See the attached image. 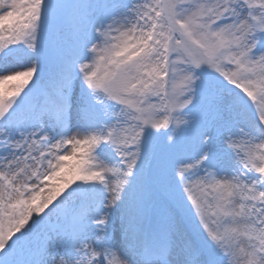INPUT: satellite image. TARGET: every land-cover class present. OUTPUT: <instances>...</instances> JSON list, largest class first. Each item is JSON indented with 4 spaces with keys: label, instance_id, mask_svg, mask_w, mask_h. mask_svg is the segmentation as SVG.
I'll return each instance as SVG.
<instances>
[{
    "label": "snow or ice",
    "instance_id": "1",
    "mask_svg": "<svg viewBox=\"0 0 264 264\" xmlns=\"http://www.w3.org/2000/svg\"><path fill=\"white\" fill-rule=\"evenodd\" d=\"M0 264H264V0H0Z\"/></svg>",
    "mask_w": 264,
    "mask_h": 264
}]
</instances>
